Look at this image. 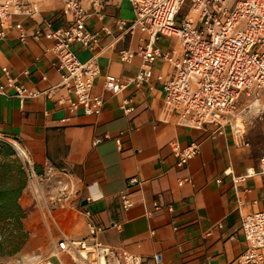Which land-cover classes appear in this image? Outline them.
Masks as SVG:
<instances>
[{"label": "crops", "instance_id": "1", "mask_svg": "<svg viewBox=\"0 0 264 264\" xmlns=\"http://www.w3.org/2000/svg\"><path fill=\"white\" fill-rule=\"evenodd\" d=\"M31 1L37 3L38 14L13 17L12 24L20 23L27 33L43 28L45 20L51 29L67 26L60 0ZM81 4L87 14L85 28L96 34L97 42L91 49L73 45L72 50L80 62L93 59L98 68L92 95L101 96L103 103L97 114L69 113L64 104L57 103L67 95L64 89L56 88L49 97L44 93L60 82L53 41L21 43L14 29L0 38V82L1 68L6 67L26 90L40 93L22 103L0 96V141L14 150L18 147L37 171L47 163L64 170L76 191L72 208L56 212L57 227L31 208L26 190L22 191L18 203L27 235L16 255L22 261L32 256L58 264L50 257L54 240L59 233L82 238L81 212L86 210L103 229L97 237L101 244L124 249L145 264H153L155 255L160 264H234L245 249L242 216L264 211V176L258 174L259 160L264 158V97L248 108L249 100L242 98L232 124L214 135L209 125L196 131L176 124L175 113L164 104L155 81L158 75L167 79L173 73L171 65L161 59L154 62L148 83L128 84L116 94L106 91L105 77L121 82L135 77L140 58L121 62L119 52H134L148 37L117 28V21L128 25L134 18L126 0H103L99 7L86 1ZM154 46L162 53L180 52L173 37L159 36ZM123 106L131 109L128 115ZM172 142L181 148L199 143V153L178 168L168 146ZM225 170L233 177L247 171L253 175L233 184ZM131 178L139 185L131 190L133 207L123 211L118 194ZM182 178L191 183L179 186ZM59 261L73 264L65 254L59 255Z\"/></svg>", "mask_w": 264, "mask_h": 264}, {"label": "built area", "instance_id": "2", "mask_svg": "<svg viewBox=\"0 0 264 264\" xmlns=\"http://www.w3.org/2000/svg\"><path fill=\"white\" fill-rule=\"evenodd\" d=\"M82 1L99 7L103 0H60L61 15L67 20L64 28L51 29L49 21H43V28L36 27L27 33L20 23H11L13 17H32L38 14V5L31 0H0V38L8 30L17 32L19 42L28 39H41L54 42L52 51L58 72V86L44 92L51 96L56 88L64 89L66 96L57 103L64 104L67 111L74 114H97L103 98L92 95L93 81L98 76V68L93 59L80 62L73 45L91 49L97 36L85 28L87 14ZM134 11L132 22L125 25L117 21L119 29L133 34L141 32L148 37L145 45L134 52H119L121 62H130L134 56L141 60L135 77L121 82L112 77L104 78V89L113 94L122 91L128 84L138 87L152 78V66L158 59L171 65L170 78L158 75L155 81L160 84L163 102L173 109L176 124L191 130L212 127L214 135L221 134L223 128L232 124L240 113L239 102L249 100L246 108L258 105L264 97V0H126ZM183 13L180 23L176 19ZM159 36L176 38L180 52L162 53L154 42ZM0 96L14 97L20 103L24 99L35 98L40 93L29 92L9 75L6 67L1 68ZM127 102L124 101L123 104ZM128 115L130 108L122 107ZM97 140L93 141L95 144ZM118 148L120 143L115 140ZM175 159L176 167L185 166L199 153V143L193 142L180 147L176 142L168 144ZM26 177L24 190L30 199L32 209L57 227L55 214L70 210L76 191L64 177L65 171L45 164L37 171L27 160L25 154L15 147ZM258 174L264 176V158L258 163ZM233 184L244 181L253 175L247 171L244 176L233 177ZM189 178L177 181L179 186L190 184ZM139 182L127 180L125 189L118 194L121 209L133 207L131 190ZM157 207V206H156ZM85 235L71 238L59 233L54 240L51 258L58 264L59 255L65 254L73 264H145L141 257L124 249L111 248L101 244L97 237L103 229L96 225L89 211H82ZM240 230L245 242L244 251L235 259L234 264H264V211L246 214L241 218ZM22 233L27 232L22 228ZM153 264H160L159 256L152 257ZM25 264L21 258L14 257L8 263ZM37 264H51L48 259Z\"/></svg>", "mask_w": 264, "mask_h": 264}, {"label": "trees", "instance_id": "3", "mask_svg": "<svg viewBox=\"0 0 264 264\" xmlns=\"http://www.w3.org/2000/svg\"><path fill=\"white\" fill-rule=\"evenodd\" d=\"M23 164L14 149L0 141V251L9 239L16 240L10 253L24 242L21 221L24 213L18 199L25 188Z\"/></svg>", "mask_w": 264, "mask_h": 264}, {"label": "rangeland", "instance_id": "4", "mask_svg": "<svg viewBox=\"0 0 264 264\" xmlns=\"http://www.w3.org/2000/svg\"><path fill=\"white\" fill-rule=\"evenodd\" d=\"M180 20H181V17H178L176 19V25L177 26L179 25ZM15 242H16V240H13V239H9L6 241V245H4L2 247V250L0 251V262L8 263L14 257L19 258V256H17L16 254L22 249L25 241L20 245V248H19V250H17V252L10 253V251L16 246ZM23 259L25 260V261H23V263H25V264H37L40 261V260H36L35 258H32V256L25 257Z\"/></svg>", "mask_w": 264, "mask_h": 264}]
</instances>
